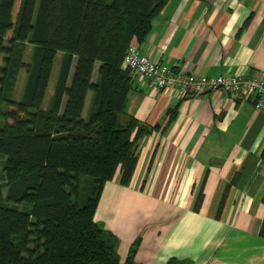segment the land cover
I'll use <instances>...</instances> for the list:
<instances>
[{
    "label": "trees",
    "instance_id": "trees-1",
    "mask_svg": "<svg viewBox=\"0 0 264 264\" xmlns=\"http://www.w3.org/2000/svg\"><path fill=\"white\" fill-rule=\"evenodd\" d=\"M167 1L0 0V264H138L139 241L122 261L94 213L105 183L135 172L148 127L127 112L122 60Z\"/></svg>",
    "mask_w": 264,
    "mask_h": 264
},
{
    "label": "crops",
    "instance_id": "crops-1",
    "mask_svg": "<svg viewBox=\"0 0 264 264\" xmlns=\"http://www.w3.org/2000/svg\"><path fill=\"white\" fill-rule=\"evenodd\" d=\"M141 55L200 75L264 80V0H168ZM89 95L87 97V103ZM127 112L148 127L129 185L103 186L94 220L138 264H264V111L214 90L188 98L133 72Z\"/></svg>",
    "mask_w": 264,
    "mask_h": 264
},
{
    "label": "built area",
    "instance_id": "built-area-1",
    "mask_svg": "<svg viewBox=\"0 0 264 264\" xmlns=\"http://www.w3.org/2000/svg\"><path fill=\"white\" fill-rule=\"evenodd\" d=\"M122 67L146 79L156 90L173 91L180 98H188L214 90H222L233 98L253 99L254 107L264 111V80L242 75L206 76L178 70L167 64L153 61L141 55L138 48L130 45L122 60Z\"/></svg>",
    "mask_w": 264,
    "mask_h": 264
},
{
    "label": "rangeland",
    "instance_id": "rangeland-1",
    "mask_svg": "<svg viewBox=\"0 0 264 264\" xmlns=\"http://www.w3.org/2000/svg\"><path fill=\"white\" fill-rule=\"evenodd\" d=\"M32 48H33V45L32 44H29V43H26L25 46H24V49H23V55H22V61L23 62H29L30 61V58H31V53H32ZM60 57V54H58L57 56V59L55 61V65H54V74H55V71H56V68L58 66V59ZM25 76V70L22 69L19 74H18V78H17V83H16V86H15V90H14V93H13V96H14V100H17L18 96H19V93H20V90H21V87H22V82H23V78ZM53 78V76H52ZM51 85V83H50ZM0 108H4L3 105L0 104ZM2 119V117L0 116V120ZM5 157H0V180H1V183L4 185L5 183V172H4V164H5Z\"/></svg>",
    "mask_w": 264,
    "mask_h": 264
}]
</instances>
